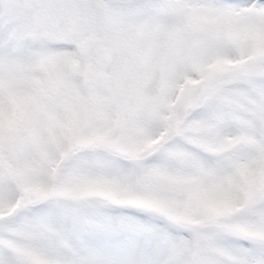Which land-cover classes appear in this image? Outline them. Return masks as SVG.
<instances>
[{
  "label": "snow or ice",
  "instance_id": "obj_1",
  "mask_svg": "<svg viewBox=\"0 0 264 264\" xmlns=\"http://www.w3.org/2000/svg\"><path fill=\"white\" fill-rule=\"evenodd\" d=\"M0 264H264V0H0Z\"/></svg>",
  "mask_w": 264,
  "mask_h": 264
}]
</instances>
